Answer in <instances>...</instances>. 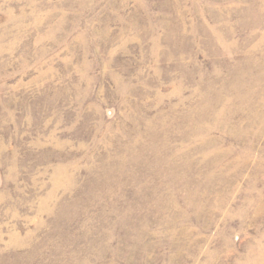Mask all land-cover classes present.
I'll list each match as a JSON object with an SVG mask.
<instances>
[{"label":"rangeland","instance_id":"rangeland-1","mask_svg":"<svg viewBox=\"0 0 264 264\" xmlns=\"http://www.w3.org/2000/svg\"><path fill=\"white\" fill-rule=\"evenodd\" d=\"M0 264H264V0H0Z\"/></svg>","mask_w":264,"mask_h":264}]
</instances>
